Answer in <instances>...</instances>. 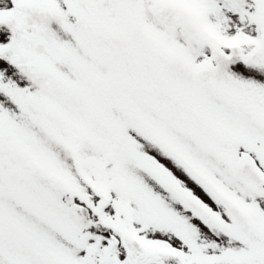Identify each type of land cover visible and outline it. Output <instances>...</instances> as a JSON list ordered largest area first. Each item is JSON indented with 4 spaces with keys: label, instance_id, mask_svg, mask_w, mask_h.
I'll return each mask as SVG.
<instances>
[{
    "label": "snow or ice",
    "instance_id": "1",
    "mask_svg": "<svg viewBox=\"0 0 264 264\" xmlns=\"http://www.w3.org/2000/svg\"><path fill=\"white\" fill-rule=\"evenodd\" d=\"M0 264H264V0H0Z\"/></svg>",
    "mask_w": 264,
    "mask_h": 264
}]
</instances>
